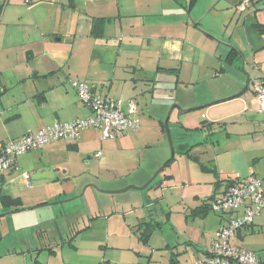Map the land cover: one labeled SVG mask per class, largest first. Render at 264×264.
Listing matches in <instances>:
<instances>
[{"label":"crops","instance_id":"obj_1","mask_svg":"<svg viewBox=\"0 0 264 264\" xmlns=\"http://www.w3.org/2000/svg\"><path fill=\"white\" fill-rule=\"evenodd\" d=\"M242 1L199 0L189 8L190 0H31L30 3L0 0V147L55 123L89 117L91 111L80 101L72 81L85 82L94 94L120 102L124 111L130 101L136 102L141 123L145 107L149 109L150 90L146 88L152 84V95L158 88L164 92L157 99L158 113L166 114L173 100L181 108L182 124L198 130L220 127L228 132L229 141H238L235 146L238 153L252 156L247 168L232 173H222L215 162L214 191L196 209L224 192L237 177L263 178L264 111L259 109L254 87L264 86V0H252L244 12L239 10ZM19 32L18 40L15 35ZM6 42L13 44L6 46ZM232 49L240 55L229 65L226 58ZM183 89L185 93L177 94V90ZM191 112L195 114L184 115ZM150 121L155 123L153 118ZM140 131L141 124L137 131L103 140L98 131L88 130L77 141L54 142L24 155L18 159L16 168L0 174V198L19 199L20 209L27 210L15 213V209H7L0 201V219L15 216L11 218L15 226L31 215L46 227L24 232L20 238L15 233L21 229L13 227L6 236H1L0 264H32V260L35 264L42 252L55 253L57 247L65 244L80 250L77 241L91 228V221L107 217L108 213L99 216L95 211L89 218L91 223L71 236L69 229V234L65 230L57 239L54 230L51 236L48 231L52 221L60 217L57 206L77 194L78 186L70 183L84 174H97L93 165L99 174L111 169L99 151L106 141H115L122 149L130 135L135 139ZM98 153L101 157H96ZM194 160L199 162L198 157ZM168 166L157 185L165 189L164 193L174 178L166 170ZM133 168L128 166L124 170L130 172ZM149 176L146 173L141 178L146 182ZM164 197L162 194L163 200ZM195 199L200 200L199 195ZM123 205L133 206L129 211L116 210L117 214L125 215L124 219L126 215H138L134 204ZM143 211L136 225L127 224L124 229L125 235L132 231L138 242L139 225L149 222ZM72 215L66 216L71 219ZM217 216L220 230L227 218ZM66 234L69 237H63ZM241 234L242 230L237 239ZM12 237L14 244L20 242L24 246H10L13 250L10 251L6 240ZM194 242L200 241L194 239L187 245ZM209 242L204 248L197 245L190 264L209 256ZM182 245H167L172 251L166 264L184 263L181 257L189 251L188 246ZM121 250L124 253L132 249L124 246ZM138 252L141 256V251ZM97 258V264H149L142 258L128 260L109 257L107 253Z\"/></svg>","mask_w":264,"mask_h":264},{"label":"rangeland","instance_id":"obj_2","mask_svg":"<svg viewBox=\"0 0 264 264\" xmlns=\"http://www.w3.org/2000/svg\"><path fill=\"white\" fill-rule=\"evenodd\" d=\"M15 36L19 40L20 32ZM12 44L6 42V46ZM146 89L151 91L152 84ZM150 91L147 95L149 109L146 107L144 109L145 115L142 114L141 131L136 133L135 139L130 135L128 143L122 144V149L119 145H115V141H106L104 147L99 148L111 169L103 170L99 174L96 170L97 167L93 165L92 167H95L94 173L97 174L92 176L84 174L70 183L71 186H78L76 188L77 194L66 201L63 200L64 203L57 206L60 208L59 220L52 221L53 224L48 230L50 236L51 231H55L54 238L59 239L60 233L68 229L70 231L69 236H71L92 222L91 228L83 232V236L79 237L77 241L82 248L73 250L69 248L68 244H65L60 248L57 247L55 253L42 252L38 261L42 263L51 261L55 264H97L98 261L96 262L95 259L107 253L109 257H125L128 260L135 257L142 258L143 262L149 264H166L172 251L168 250L167 245L175 247L176 244L180 243L183 244L182 248L188 246L189 251L182 255L181 261L184 262L183 264L186 261V264H190L194 257L193 254L196 255L197 253V245L204 248L205 243L210 241L212 248V244L217 238L218 227L221 225L219 224V217L212 210H209L208 215L205 217L194 214V210L202 204L206 197L213 193L215 185L212 183L217 180V177L213 173L203 171L201 164L213 168L216 167V162L219 163L222 173H232L247 168V164L251 163L252 156H246L249 154L245 152L238 153V150L235 149L238 141L235 139L229 141L226 135L228 132L220 129V127L210 130L207 128L198 130L194 126L182 124L180 120L182 111L179 106L172 112L168 123L174 149V160L169 163L166 170L168 173L173 174L174 178L168 183L165 193V189L157 187L164 178L163 174L165 172H162L155 179L150 188L138 190L144 187L172 159V148L163 123L171 108L177 103L172 100L168 104L166 114L163 111L158 113L156 111L158 108L157 99L164 92L158 88L152 95ZM179 92H181V95L185 93L184 89L182 91L177 90V94ZM177 94L175 90V95L177 96ZM191 114L195 113L191 112L184 115ZM150 118H153L155 123H152ZM160 123L162 129L161 126L159 127ZM194 157H198L199 162L195 161ZM128 166L135 168L127 172L124 169ZM146 173L150 176L144 182L141 177ZM136 181L138 184H135ZM129 186H134L137 189H131L125 193H109L118 192ZM162 194L165 196L164 200L161 198ZM197 195H199L200 200L195 199ZM124 203L134 204V210H138V215H142V210H144L147 221L153 219L154 222L157 221L160 224L153 230L148 243L142 241H139V243L137 236L132 231L130 235H125V225H136L138 215L135 213L131 216L126 215V219H124L125 215L123 213L117 214L116 210L123 211L121 208L126 211L133 208L129 205L124 206ZM148 204L150 205L148 206ZM3 211H6V209ZM95 211L99 216H105L104 214L108 213L107 215H110V217L107 216L90 222L89 218L90 216L93 217ZM68 213H73L72 217L70 216L71 219L66 216ZM13 217L15 216H6L0 219V237L8 231L11 232L13 227L21 229V231L15 233L18 234L16 235L17 238H20L24 232H35V229L39 231L38 227L43 226L42 229H46L45 224H40V221L31 215L23 218L21 222H17L18 224L13 226L14 221L11 219ZM68 234L63 237H67ZM241 236L235 242L236 245L254 252L264 261V210L255 218L253 228L243 229ZM108 237L110 238L108 239ZM14 238L6 240L10 251L12 250L10 246L14 245L16 248L24 246L20 242L14 244ZM194 239L200 242L187 245L189 241ZM124 246H129L132 250L121 253L123 252L121 248ZM4 249L5 247L2 246L1 250ZM139 250L141 256L137 254L140 255ZM33 261L35 260L31 261L32 264Z\"/></svg>","mask_w":264,"mask_h":264},{"label":"built area","instance_id":"obj_3","mask_svg":"<svg viewBox=\"0 0 264 264\" xmlns=\"http://www.w3.org/2000/svg\"><path fill=\"white\" fill-rule=\"evenodd\" d=\"M6 1V0H1ZM30 3L31 0H25ZM251 0H243L239 5L241 12L246 11ZM80 101L90 109L91 115L68 123H55L21 139L13 140L0 147V174H5L18 165V159L30 152L41 150L58 141H77L88 130H96L103 140H114L120 135L137 131L141 120L137 116L138 106L130 101L127 111L121 103L93 93L85 82L72 81ZM259 109L264 111V87L255 85ZM96 157H101L98 153ZM210 209L226 217V225L217 233L209 256L196 264H264L254 252L236 245L239 231L252 225L264 210V177H237L229 182L228 188L214 196L209 202Z\"/></svg>","mask_w":264,"mask_h":264},{"label":"trees","instance_id":"obj_4","mask_svg":"<svg viewBox=\"0 0 264 264\" xmlns=\"http://www.w3.org/2000/svg\"><path fill=\"white\" fill-rule=\"evenodd\" d=\"M199 0H190L189 2V8H192L194 7L197 2ZM252 2V0H251ZM1 9H2V6H0V12H1ZM258 29L260 31H263L262 27L261 26H258ZM239 52L236 50V49H232L229 53V55L227 56L226 58V63L231 65L238 57H239ZM175 70H168V72H174ZM262 86V85H261ZM264 87V86H263ZM163 123V122H162ZM164 124V123H163ZM164 127V125H163ZM163 131H164V128H163ZM173 161V160H170L169 162H167L166 166L169 165V163ZM201 167L204 169V171H207V172H211V173H216V169L215 168H208L207 166H205L204 164H201ZM233 181V180H232ZM151 187V185L149 186V188ZM214 197H211L210 200H208L206 202V204H204L203 206H201L200 208H197L194 210V214H200L202 216H206L208 214V211L211 210L210 209V206H209V202L213 199ZM0 201L2 202V204L4 205V207H6L7 209L8 208H12V209H15V213H19V212H23V211H27V210H22L20 209V206H21V202L19 199H13L11 197H8V196H2L0 198ZM168 216V215H167ZM160 226L159 223L157 222H154L153 220L149 221V222H142L140 225H139V228L138 230L136 231V233L138 234L139 236V239L140 241H142L143 243H148L151 235H152V232L153 230ZM252 225L246 227V228H249V227H252ZM240 234V231L238 233V235ZM35 264H41L39 261H36Z\"/></svg>","mask_w":264,"mask_h":264},{"label":"water","instance_id":"obj_5","mask_svg":"<svg viewBox=\"0 0 264 264\" xmlns=\"http://www.w3.org/2000/svg\"><path fill=\"white\" fill-rule=\"evenodd\" d=\"M175 108H179V106L178 105H175V106H173L172 108H171V110H170V112H169V114H168V116H167V118L165 119V121H164V128H165V133H166V135H167V137H168V139H169V141H170V144H171V148H172V159L171 160H173V154H174V149H173V146H172V142H171V136H170V132H169V128H168V123H169V120H170V117H171V115H172V112L174 111V109ZM165 168H166V165L163 167V168H161L158 172H157V174H155L154 175V177L144 186V187H142V188H140V189H138V190H145V189H147V188H149V186L155 181V179L165 170ZM131 189H137L136 187H134V186H129L128 188H126V189H123V190H120V191H118V192H109L110 194H113V193H125V192H127V191H129V190H131ZM81 197V196H80Z\"/></svg>","mask_w":264,"mask_h":264}]
</instances>
